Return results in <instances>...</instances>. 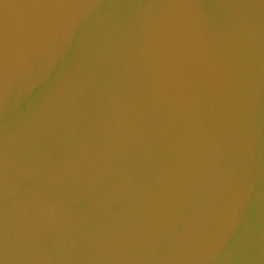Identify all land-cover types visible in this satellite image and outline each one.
I'll use <instances>...</instances> for the list:
<instances>
[{
	"label": "water",
	"instance_id": "obj_1",
	"mask_svg": "<svg viewBox=\"0 0 264 264\" xmlns=\"http://www.w3.org/2000/svg\"><path fill=\"white\" fill-rule=\"evenodd\" d=\"M0 264H264V0H0Z\"/></svg>",
	"mask_w": 264,
	"mask_h": 264
}]
</instances>
